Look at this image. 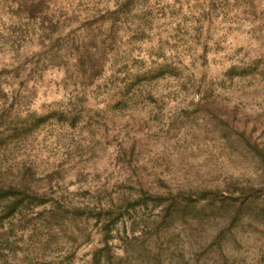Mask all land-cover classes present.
I'll return each instance as SVG.
<instances>
[{
	"label": "rangeland",
	"instance_id": "1",
	"mask_svg": "<svg viewBox=\"0 0 264 264\" xmlns=\"http://www.w3.org/2000/svg\"><path fill=\"white\" fill-rule=\"evenodd\" d=\"M0 264H264V0H0Z\"/></svg>",
	"mask_w": 264,
	"mask_h": 264
},
{
	"label": "trees",
	"instance_id": "2",
	"mask_svg": "<svg viewBox=\"0 0 264 264\" xmlns=\"http://www.w3.org/2000/svg\"><path fill=\"white\" fill-rule=\"evenodd\" d=\"M1 192V191H0ZM0 195H2V194H0Z\"/></svg>",
	"mask_w": 264,
	"mask_h": 264
}]
</instances>
